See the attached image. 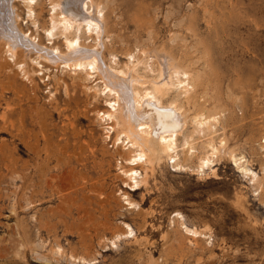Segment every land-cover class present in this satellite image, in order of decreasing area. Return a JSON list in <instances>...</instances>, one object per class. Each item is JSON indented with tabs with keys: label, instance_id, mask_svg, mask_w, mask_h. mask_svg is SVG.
Masks as SVG:
<instances>
[{
	"label": "rangeland",
	"instance_id": "374dc122",
	"mask_svg": "<svg viewBox=\"0 0 264 264\" xmlns=\"http://www.w3.org/2000/svg\"><path fill=\"white\" fill-rule=\"evenodd\" d=\"M50 1L34 0L30 17L25 1L13 0L18 26L46 50L67 51L59 30L48 39ZM96 1L107 21L98 47L104 67L145 81L137 82L140 89L150 87L160 78L158 64L143 51L164 48L190 71V93L185 95L174 78L162 86L160 100L180 104L185 123L177 140L181 144L189 136L195 149L188 157L186 147L179 146L178 160L193 169L174 167L173 158L164 156L144 163L147 182L130 190L132 180L121 169L126 166L121 143L113 142L115 133L106 129L112 123L97 113L109 107L106 96L96 92L100 76L87 75V68L52 64L40 52L26 55L23 46L12 59L0 41V264H264V0H238L233 10L228 3L211 8L212 29L199 12L200 0ZM236 16L255 19L258 32L230 26ZM80 33L85 45L97 41ZM19 62L26 63L23 70ZM202 112L219 117L212 130L215 142L223 134L245 155L260 177L259 190L228 158L197 172L196 155L211 136V130L200 133L191 122ZM48 142L62 160L50 166H72L81 179L60 183L69 194L63 200L40 181L42 201L34 213L31 168L35 153L41 162ZM125 191L135 193L143 215L125 204ZM176 212L208 237H192L181 229L182 235L171 219ZM33 215L54 224L53 231L35 227ZM124 222L136 238L113 237L126 229Z\"/></svg>",
	"mask_w": 264,
	"mask_h": 264
},
{
	"label": "bare ground",
	"instance_id": "6f19581e",
	"mask_svg": "<svg viewBox=\"0 0 264 264\" xmlns=\"http://www.w3.org/2000/svg\"><path fill=\"white\" fill-rule=\"evenodd\" d=\"M24 1L27 6L28 16L31 17L34 13V0ZM144 1L145 0H142V3ZM200 1L202 4L199 12L203 14V18L207 19V27L209 29H212L213 25L211 20V18H213V13L210 12L211 8L221 7L222 9L226 7L227 3L231 6V10L239 6L238 0ZM50 3V25L46 28L48 39L56 35L57 31L55 32V30H59V34L64 35V43L67 51H61L58 47L46 50L42 44L36 41V37L25 35V32L18 26L19 14L13 0H0V41L5 42L7 51L12 56V59L16 57L19 51L18 48L23 46L26 55L31 51L40 52L39 57L52 64L63 63L64 66L67 67L87 68V75L92 76L93 74H97L100 76L99 78L102 80V86L96 92L106 96L109 107L99 110L97 113L101 120H108L112 123L106 127V129L108 132L115 133L113 142L117 145L121 143L120 148H122L125 153L124 161L126 162V166L121 169L122 172L127 174L128 178L132 180V183H129L130 187H132L130 190H135L139 188L142 183L147 182L145 170L144 173L142 172L144 163L158 162L164 156L169 159L173 158L174 167H188L193 169L191 165L181 163L178 160L179 146L186 147V154L188 157L194 154L193 150L195 149L191 137L185 136L181 144H179L177 140V134L183 131L185 123V115L182 113V109L179 106L180 104L170 103L164 105L160 100L163 91L162 86H166L168 83L171 84L174 78V82L181 85L182 92L185 95L190 93L192 89V85L190 84V71L179 65L174 56L164 48H150L144 50L143 54L146 59H156L158 64V69H156L159 72L158 75L160 78L155 79L153 77L155 80L152 81L150 87L146 86L140 89V87L137 86V82L143 85L145 81L141 82L139 78L133 79L130 76H126L128 72L124 70H118L117 73L103 65V61L100 57L101 49L98 47L102 44V33L107 31V21L105 20V14L103 13L104 9L101 2H97L96 0H51ZM229 25L237 29L249 28L253 29L256 33L258 32V24L255 19L247 20L236 16L230 19ZM214 26H217V24ZM81 31L87 38H92L94 41L97 40L95 44L90 46L85 45L81 40ZM43 50H45V52H43ZM146 62L149 61L147 60ZM24 66H26L25 62H19V68L23 70ZM133 81L136 85L132 84ZM145 100H154V103L144 102ZM176 100L177 99H175V101ZM218 118L219 117L215 115L206 116L203 112L197 113L192 118L191 122L194 123L200 133L204 132L205 129L206 131L211 130L209 131L210 133H208V135L211 134V136L209 135L203 142L201 146L202 151L200 150V154L196 155L197 162L195 164L196 166H194L197 172L202 173L211 169L215 160L218 158H228L233 162L237 170L250 180L254 189L259 190L262 185L260 177L257 172L250 168L245 155L241 152H236L223 134L219 142H215V134L212 133V130L215 129V125L219 121ZM262 147L264 148V145H262ZM38 160H40V153L37 152L35 153V161L31 168L33 179H35L33 180L34 199L30 200V204L34 209V213L36 212L37 202L42 201V199L38 197V195H40L38 191L40 181H43V185L47 189L56 191L58 198L63 200L67 198L69 194H66L60 183L64 179L70 177H74L76 180L81 179V175L72 166L67 169L61 167L60 170H54L52 166H50V163L53 161H55L56 166L61 165L62 160L58 155L53 153L49 146V142L45 146L44 156L41 162ZM65 164H68V161H65ZM69 181L71 182V179ZM55 182H57V184L53 185L52 183ZM123 195H125V204L133 208L138 207L137 214L143 215V212L140 210V205L136 201L135 193L125 191ZM49 210L51 209L47 211ZM174 215V218L171 219L175 220L171 221L175 222L177 227L180 228V231L182 229L186 235L197 238L206 235L198 228L189 226L181 213L176 212ZM33 218V224L38 229H44L48 233L53 231L54 224H51L50 221L44 220L38 215H33ZM142 218V223L145 225L147 220L145 216ZM106 221H108V219ZM124 224L126 229L121 227V232L113 234V237L117 239L122 235L129 234V236L132 235L133 238H136V232L130 224L127 222H124ZM177 231L180 232L178 229ZM183 231H181L182 235H184ZM164 237L167 238L165 235ZM197 238L195 240H197ZM17 243L18 246L21 244V242ZM115 243L116 242L112 240V244ZM194 243H196V246H199L198 241ZM210 250H212L211 247ZM79 259L80 257L78 260ZM85 259L84 257L81 258L82 261H85Z\"/></svg>",
	"mask_w": 264,
	"mask_h": 264
}]
</instances>
